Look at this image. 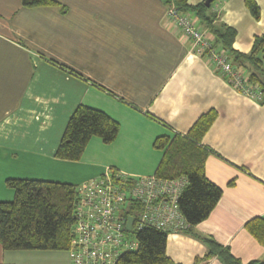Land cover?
Wrapping results in <instances>:
<instances>
[{"label": "crops", "instance_id": "crops-1", "mask_svg": "<svg viewBox=\"0 0 264 264\" xmlns=\"http://www.w3.org/2000/svg\"><path fill=\"white\" fill-rule=\"evenodd\" d=\"M53 1L25 8L22 0H0V202L13 199L8 179L75 185L99 174L75 177L74 162L54 157L78 105L119 124L110 168L133 177L154 174L163 156L156 138L185 136L212 112L201 145L205 177L221 197L205 220L168 234L165 253L172 264H223L206 257L208 238L242 264L264 259V247L244 228L264 218V101L235 90L195 54L168 22L165 0ZM255 1L264 11V0ZM218 13L236 32L233 49L248 53L264 17L254 21L242 0L220 2ZM63 258L0 246V264H70V254Z\"/></svg>", "mask_w": 264, "mask_h": 264}, {"label": "trees", "instance_id": "trees-1", "mask_svg": "<svg viewBox=\"0 0 264 264\" xmlns=\"http://www.w3.org/2000/svg\"><path fill=\"white\" fill-rule=\"evenodd\" d=\"M181 14L194 17L199 26L212 38L210 50L222 51L235 67H240L247 83L256 85L264 101V32L253 38L248 53L233 49L236 32L220 22L214 0L209 7L203 2L191 6L186 0H165ZM245 8L259 19V7L255 0H242ZM53 0H22L25 8L55 5ZM213 119V113L200 116L185 136L169 139L156 138L155 149L162 150V159L154 175L160 179L185 178L177 207L188 227L205 220L221 197V189L207 180L204 162L207 150L201 145V137ZM119 124L106 113L84 105H78L66 123L54 157L63 161L80 160L87 143L97 137L105 145L117 137ZM232 184V183H230ZM7 188L13 191L10 202H0V246L4 251H68L74 209L78 194L76 185L39 179H8ZM187 227V228H188ZM245 230L264 247V218L247 221ZM169 233L154 228H142L135 233L137 247L121 255L117 264H172L165 253ZM208 247L206 257L216 256L223 264H242L229 249L204 239ZM246 264H264V259Z\"/></svg>", "mask_w": 264, "mask_h": 264}, {"label": "built area", "instance_id": "built-area-1", "mask_svg": "<svg viewBox=\"0 0 264 264\" xmlns=\"http://www.w3.org/2000/svg\"><path fill=\"white\" fill-rule=\"evenodd\" d=\"M220 0L214 6L218 11ZM166 18L184 38L190 40L197 56L204 58L221 77L241 94L261 101L256 85L247 83L243 70L235 67L222 51L210 50L212 38L189 14L169 6ZM186 185L185 178L160 179L128 176L106 169L100 176L77 188L68 252L71 264H117L121 255L137 246L135 233L154 228L169 234L185 230L188 224L177 207ZM133 219L126 229L127 219Z\"/></svg>", "mask_w": 264, "mask_h": 264}, {"label": "rangeland", "instance_id": "rangeland-1", "mask_svg": "<svg viewBox=\"0 0 264 264\" xmlns=\"http://www.w3.org/2000/svg\"><path fill=\"white\" fill-rule=\"evenodd\" d=\"M259 7V6H258ZM263 13L264 11H262V9L259 8V18H263ZM249 15L251 16V14L249 13ZM251 18L254 20V21H258V20H255L252 16ZM194 21L196 22V19L193 18ZM92 138H97V137H92ZM99 139V138H98ZM99 141L101 142V140L99 139ZM101 144H103L101 142ZM91 146V143H90V140L89 142L87 143V146H86V153H85V150L80 158V160L78 161H74V164L73 165H70V170H72L73 174L75 177H84V175H89L91 174L92 172H96V173H99V174H96L95 177H98L100 176L106 169L110 168L112 166V163L114 162V158H115V155L112 154L111 151L108 150V145H100L101 149L99 147H90ZM90 152V154H89ZM84 156V157H83ZM73 162V161H71ZM60 183H63V182H60ZM76 185V188L80 185V184H75ZM137 246H135L134 250L136 249ZM52 254H57V256L61 259L62 258V261H64V258L63 256H68L69 253L68 251H51ZM71 264V263H70Z\"/></svg>", "mask_w": 264, "mask_h": 264}, {"label": "water", "instance_id": "water-1", "mask_svg": "<svg viewBox=\"0 0 264 264\" xmlns=\"http://www.w3.org/2000/svg\"><path fill=\"white\" fill-rule=\"evenodd\" d=\"M214 0H205L203 2L205 7H209L210 3L213 2ZM133 219L131 217H128L127 219V224H126V229L129 230L131 228V224H132Z\"/></svg>", "mask_w": 264, "mask_h": 264}]
</instances>
